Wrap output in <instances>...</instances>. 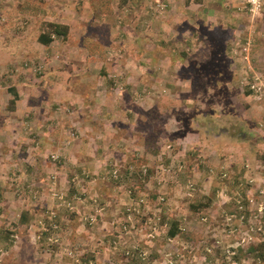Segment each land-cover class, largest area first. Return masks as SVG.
I'll use <instances>...</instances> for the list:
<instances>
[{
    "label": "rangeland",
    "instance_id": "rangeland-1",
    "mask_svg": "<svg viewBox=\"0 0 264 264\" xmlns=\"http://www.w3.org/2000/svg\"><path fill=\"white\" fill-rule=\"evenodd\" d=\"M28 1L34 4L38 16L46 17L44 23L66 24L67 40H54L65 43L69 50L62 48L53 54L66 67L57 68L47 81L45 60L27 59L25 53L15 57V49L12 55H4L7 48L0 51L3 76H9L6 63L12 62L17 68L22 62L23 70L17 68V74L27 75L19 77L26 83L42 77L44 81L34 92L39 90L40 96L33 108L29 107L32 100L26 102L28 87H16L19 100L14 104L10 124L18 128L8 134L0 132V166L6 167L0 173L4 187L0 192V264H264L249 254L251 247L264 240V0H231L233 6L225 10L233 19L227 22L229 37L225 43L217 39L213 44L198 33L190 37L191 32L183 24H165L162 17L166 8L150 12L146 6H156L159 0H147L145 6L121 5L123 0H116L110 13L106 8L88 12L94 0H71L73 7L65 16L64 8L57 15L54 0ZM122 12L126 19L116 22ZM44 23L35 27V36ZM9 29L0 25L1 32ZM117 33L119 38L115 37ZM184 38L189 41L186 46ZM104 46H112L114 54ZM81 48L92 53L90 61L85 62ZM137 49L139 63L145 69L151 70L145 64L147 55L158 52L161 58L155 76L140 89L132 86L127 90L119 81L115 87L109 86L105 80L89 90L77 80L84 75L100 81L103 77H96L97 69L105 70L107 64H116L112 62L114 57ZM134 60L120 58L118 64H135ZM175 60L181 65L186 63L185 70L191 66L189 75L194 76L195 85L189 87L184 80L172 83L179 87L159 89V84L170 80L167 75L175 69L169 64ZM83 68L85 74L80 73ZM180 72L176 70L174 76ZM254 78L256 92L250 89ZM44 87H50L46 93L42 92ZM66 90L72 99L63 97ZM246 90L248 95L244 94ZM0 96L3 99L2 93ZM6 100H2L1 113ZM31 110L37 123H23L21 118ZM128 125L133 128L129 130ZM144 137L155 139L159 149L157 157L147 156L141 165ZM36 143L42 146L39 153L32 154L38 155L36 159L41 161L36 164L46 176L38 170V180H31L34 188L27 184L22 191V180L17 176L25 178V184L29 181L23 168L13 173L8 168L28 163ZM51 156L56 160L52 161ZM58 157L72 166L74 162L92 167L97 163L108 165L100 181L101 197L93 195V175L86 171L79 184L73 185L76 193L65 198L72 209L58 207L46 194L52 187L50 183H55L51 176L55 177L56 167L61 164ZM139 167L145 170V174L141 172L145 192L139 191L132 179ZM111 192L119 197L114 203L109 200ZM146 194L154 195V199L148 202ZM76 197L78 204L73 201ZM120 198L132 200L122 203ZM194 199L204 204L199 213L186 209ZM110 203L121 209L117 217L107 219V230L97 234L95 225L101 223V217L96 218ZM31 207L40 215L45 212L37 220L56 223L59 229L48 230L38 241H33L36 231H16L19 211ZM171 219L179 221V238L164 235ZM49 237L57 240L48 242ZM93 237L102 241L96 248L91 246L98 259L87 249L94 243ZM77 244H83L81 250Z\"/></svg>",
    "mask_w": 264,
    "mask_h": 264
},
{
    "label": "crops",
    "instance_id": "crops-1",
    "mask_svg": "<svg viewBox=\"0 0 264 264\" xmlns=\"http://www.w3.org/2000/svg\"><path fill=\"white\" fill-rule=\"evenodd\" d=\"M57 1H59V2L57 3ZM129 1L138 2V1H134V0H126L124 2H126L127 3L126 5H128V3H132ZM124 2L122 1L121 5L124 4ZM147 2H148L147 0H139L138 4H142L143 6H145ZM158 2L159 3L156 4V6H152L151 4H148L146 7L149 9L150 12H154V11L157 12V11H161L163 8H166V11L162 17L165 21V24L168 23L169 26H178L180 24H183L186 27V29L191 32V33H188V35L191 34L190 37H192L193 35L198 33L202 36L203 39L206 38L209 41V44H213L214 43L213 41L217 40V39L223 40L225 43L226 38L229 37L227 35L230 34L229 32L231 30L229 29V32H227L228 31L227 30L228 29L227 22H229V19L230 20H233V19L231 18L228 11L231 9L230 7L233 6L232 2L234 3V1H231V0H200V1L199 0H184L183 1L182 0V2L179 3V2H176L175 0H159ZM33 5L34 4L28 0H25L23 2H22V0L21 1L20 0H2V2L0 3V25L2 26L3 24H5L6 27H8L10 29H9V31H3V32L0 31V51L2 48L4 50L7 48L6 53L4 55H12L11 51L15 49L13 52L15 57H20V55L23 56V53H25L26 54L25 56H27V59H29V58H41V59L45 60L46 67L44 66V68H46V73H47L46 77H48V78L44 79V81H47L50 78L54 77L55 71L57 70V68L59 69L61 66L63 68L66 67L65 63H63V61L61 59L56 61L55 55H53V54H56L57 50H59V49L61 50L62 48L65 52H68L69 48H67V45L65 43L62 44L60 42L61 44H57L54 40L55 39L54 37L52 39V43L49 44L47 47L38 45L34 41L35 40V35H34L35 27L41 23H44L46 21V17L43 14H39V16H38L35 9L33 8ZM53 5H55V10L57 12V15L61 12L62 8H64V10H65L64 16L67 13V10L68 9L71 10V8L73 7V3L71 0H54ZM84 6H85V8H89L88 5H87V7H86V5H84ZM115 6H116V0H94L93 6L92 7L90 6V10L89 9H87V10H88V12L93 13V11H95L99 8H102V9L106 8L107 11L110 13L111 11L114 12L113 9L115 8ZM227 7L229 9L227 11V13L229 15H227L225 13V10L227 9ZM210 13H211V15H210ZM40 18H42V19H40ZM90 18L93 19L95 17L91 16ZM124 19H126V16L122 12V15L118 16V18H116V22H119V23L124 22ZM152 21L153 20L151 19V22ZM49 23L61 24V23H58L56 21L55 22H49ZM62 25H66V24H62ZM168 27H167V31H168ZM30 31H32V34H31L32 37L29 36V37L24 38V36H26L27 33H29ZM7 32L9 33L10 36L7 35ZM15 32L17 35L13 36V33H15ZM35 34H36V31H35ZM68 34H69V31L67 33L66 38H64L63 40H67ZM185 34H183V35H185ZM166 35H168V34H166ZM118 36L119 35L117 33L115 37L119 38ZM173 37L176 38L175 35H173ZM157 39H159V38H157ZM161 39H164V38H161ZM184 40H185V38H184ZM184 40H182V41H184ZM185 41L187 42L186 44L184 43L186 46L189 43V41L187 39ZM228 41H231V40H228ZM221 47H223V44H221ZM228 48H229V46H227V49ZM81 49H82V53H83L82 56L85 57V62L87 60L90 61L92 58V53L87 51L85 48H81ZM105 49L113 51L112 46H109L108 48H107V46H104V50ZM138 51L139 50L137 49V50H129L127 52H122V54H120L122 56H116L112 59V62H114V63L116 62V64H114V65L107 64L108 68H105V70L103 68L97 69L96 70L97 73H95L96 77H103V78H101L100 81H96L97 79H93V77H90V78L84 77V75L78 76L77 80L79 82H84L85 86H89V90H92L95 86L104 83L105 80L108 82L109 86L115 87L116 85H118V81H119L121 83L120 86L124 87L127 90H132V86H134L135 89H140L143 85H145V83L150 82L152 80V78L155 76L154 73L156 72V67H157L158 63L160 62L161 58H160V54H158V52H154L153 56L147 55L146 52H143L144 55L145 56L147 55V57H148L147 60L145 59V64L148 65L149 67H151V70H148V67H146V69H145V65L142 63H139V55L136 54V52H138ZM141 51H143V50H141ZM59 53H60V51H59ZM112 53L114 54V51ZM58 57H59V54H58ZM130 57L135 58V60H134L135 64H133V63L123 64V65H122V63L118 64V60L120 58L125 60V58H130ZM235 59L236 58L230 59V60L235 61ZM42 63L44 64L43 61H42ZM51 63H54V64H51ZM84 65H86V64L84 63ZM142 65H144V66H142ZM169 65L172 67V69H175L173 72L169 71V73L167 75L170 77V80H168V81L166 80L165 84H167L170 81V83H169L170 86L166 85V87H165V84H159L157 86V87H159V89H162L163 87L164 88L179 87L177 85L173 86L172 83L175 84V83H179V81H182L180 75H176V77L174 76V72H176V70H178V69L185 68L186 63L184 64L182 62V65H181V63H179L175 60L173 62V65H171V64H169ZM4 66H5V68H7V73L9 76H6V75L3 76L2 72L0 73V93L3 94V99L0 96V110L2 109L1 108L2 100L9 98V96L4 92V88L8 87L9 85L14 87V91L16 92V95H17V88L20 90V89H24V88L28 87L26 102L28 100L29 101L32 100V102H34L35 104L31 103V105L29 107L33 108L37 104V100L40 96L39 90H38L37 94H35L34 92L37 91L36 88L39 89V87L43 84V82H44L42 80L43 77L39 78L38 81H36L35 79H31V80L29 79L26 83L24 78H22V77H26L25 75H27V74H24V75L17 74V68H19L21 70L22 66H24V64L22 65V62H20L19 66L17 68H15V66H13L12 62H8ZM81 70H82L80 72L81 74L86 73V70L84 68ZM135 71H136V75H134ZM80 73H78V75ZM102 73H105V75H103ZM19 76H22V77H19ZM32 76H34V75L32 74ZM74 78H75V76H74ZM145 78H147V80H145ZM91 80H93V81H91ZM186 81H189V80L186 79ZM46 86H47V83H46ZM48 88H50V87H48ZM48 88L44 87L42 92L46 93ZM67 93H68V90H66V93L63 97L68 98V99H72V94L69 93V95L67 96L66 95ZM129 95H130V97H132L131 94H129ZM6 96H7V98H6ZM80 99L82 100V98H80ZM18 100H19V96H18ZM132 108H133V111L140 112L139 110L135 109L134 107H132ZM13 114L14 113H10L9 115H5L3 112L1 113V111H0V132L2 134H8V132L12 133L13 128H15V129L18 128V126H16L15 124H13V125L10 124V122L12 121L11 119L13 118V116H12ZM21 119H22L23 123H26V122L37 123V121H36L37 117L34 116V114L32 113V110L27 112L25 117H23ZM14 120H16V119H14ZM136 124H135V127H136ZM128 126H129V130L131 127L133 128L132 125L131 126L128 125ZM3 128L5 131L1 130ZM41 146H42L41 143L40 144L36 143L35 144V152H33L31 150L32 152L30 151V154L36 153V151L39 153L38 148ZM18 150H20V149H18ZM140 154L142 156V152H140ZM36 156L38 157V155L32 154V156H29L26 160V162H28V163H25V164L19 163V164H16L14 168L13 167L8 168V171L10 173L17 172V170L19 168H23L22 170L24 172L26 180H29V181L28 182L26 181V184H25V181H24L25 178L22 179L20 176H17L18 180H22L20 182V183H22V185L19 187L22 191H23V187L24 188L28 187L27 184H30L32 186L31 180H33V181L38 180V174H37L38 170L40 171V173L44 177L46 176V174L42 172L41 167L37 166V164H36L37 161H41V160L40 159L37 160ZM145 158H147V157H145ZM31 162H32V164H30ZM57 162H59L61 164L57 165V167H56L55 177L51 176V177L55 178V183H53V184L50 183V185L52 187H50L46 190V194L51 196L50 198L53 199L52 194H59V193L63 196L64 199L70 198L69 196L71 194L74 195L76 193L75 192L76 188H74L75 186H73V185L79 184L80 178L84 177V173L86 171H88L90 174L93 175L92 181H93V185L95 186V188H94L95 191H93V195H96V197L97 196L101 197L100 181L104 178L103 177L104 171L109 168L108 165H102L100 163H97L96 165H93V167H92L91 164L85 165L82 162L81 163L79 162L80 164L74 162L75 164H74V166H72V165H67L64 161H61V159H59V157L57 159ZM57 162H55V163H57ZM125 166H128V163L125 164ZM4 168H6V167L0 166V173H1V170ZM18 171L20 172V170H18ZM46 181H47V179H46ZM70 183H73V184H70ZM67 184H69V185L67 186ZM40 186H43V184H40ZM66 186H67V188H66ZM37 187H39V186H37ZM2 189H4V187H3V182H1V179H0V192L2 191ZM35 190H36V192H38L39 189H35ZM110 195H111L110 196L111 198L109 200H111L112 203L119 200V197L115 192H111ZM140 195L141 194H139L138 197ZM106 197L108 199V196H106ZM72 198L74 199V196ZM120 200H121V198H120ZM123 200L126 202V200L131 201L132 199L122 198V200H121L122 203H124ZM112 203H110V206H108L105 209V212H103L101 214V216H97L98 218H96V219H99V217H101V220H99L101 223L95 225V232L97 234H101L103 231L107 230V227H106L107 226L106 225L107 219L117 217L116 214L121 209V208L119 209V208L114 207L113 205H111ZM27 209H31V212H32V217H31L32 219H31L30 225L28 227V230H30V229L34 228L33 224L37 220V217H39L40 214L35 211L34 207L27 208ZM97 209H98V207H97ZM40 212L43 213L44 210H40ZM76 213H77V210H76ZM43 214H41L40 217H42ZM96 215H98V214H96ZM60 221H61V219H60ZM62 224H63V221H62ZM68 224H69V222H68ZM100 228H102L103 230H101ZM109 231H110V229H109ZM28 232H30V231H28ZM31 234H32V232H31ZM76 238H79L78 235ZM77 241H80V240H77ZM101 242L102 241H100L99 238H94V243L90 244L87 249L91 250L92 245H93V248H96L97 246L101 245ZM81 247H83V244H77V248L79 250H81L80 249ZM39 253H41L45 257V253L44 254L42 252H39ZM93 254L96 256V259H98V257H99L98 253L95 251H92V256H93ZM33 264H36V263H33Z\"/></svg>",
    "mask_w": 264,
    "mask_h": 264
},
{
    "label": "trees",
    "instance_id": "trees-1",
    "mask_svg": "<svg viewBox=\"0 0 264 264\" xmlns=\"http://www.w3.org/2000/svg\"><path fill=\"white\" fill-rule=\"evenodd\" d=\"M126 0H123V2ZM134 1H138V2H133V1H129L132 2L134 4H138L139 0H134ZM68 33V27L66 25H62V24H56V23H44L43 24V28L40 29V31H36V36H35V42L38 45L47 47L49 44L52 43V39L53 37H61L62 39L66 38ZM264 51V49H263ZM183 58H186L187 55L181 54ZM237 61V60H236ZM192 68L191 66L185 70V68L181 69L180 72V77L181 80H189L188 82V86L189 87H193L195 85L194 81V76L193 75H189L191 74ZM197 73V71H196ZM104 74V73H102ZM236 80V78H235ZM196 87V86H195ZM4 92L9 96V98H7L6 100V104L2 110V112L5 115H9L10 113H12L14 111V104L16 103V101H18V94L16 95V92L14 91V87L9 85L8 87L4 88ZM245 95H248L249 92L248 90H246V92H244ZM3 131V129H1ZM142 144V157H137L139 158V164L142 163V161L144 160L145 157L147 156H151V157H157L158 154V149L159 146L157 145V143H155V139L153 140L151 139H147V138H143V141L141 142ZM264 157V155H263ZM142 165V164H141ZM136 167V166H135ZM141 168L139 167V170H137V172L133 171L132 173V179L133 182H137L138 184V188L139 191L145 192V187H144V180L143 177L141 175L142 170H140ZM131 179V180H132ZM133 190H135L133 188ZM141 193V192H140ZM147 200L152 201L154 199V195L152 194H146ZM195 198H197V195L195 196ZM203 199V198H201ZM204 206V204H202L198 199H194L191 200L189 203H187L186 209L193 212V213H199L200 210L202 209V207ZM204 208V207H203ZM32 217V212L31 209H25V210H21L19 212V216L18 219L16 220L15 223V229L16 231L18 230H27L30 222H31V218ZM162 217V216H161ZM178 220L176 219H171L167 221V226H166V230H165V237L167 238H179L180 237V232L177 230L178 228ZM4 235L6 236V233L4 232ZM251 250L249 251V254L252 255V257L254 259H256L257 261H261L264 262V240H262L261 242H259L258 244H256L254 247L250 248ZM241 250H238V253H241Z\"/></svg>",
    "mask_w": 264,
    "mask_h": 264
},
{
    "label": "built area",
    "instance_id": "built-area-1",
    "mask_svg": "<svg viewBox=\"0 0 264 264\" xmlns=\"http://www.w3.org/2000/svg\"><path fill=\"white\" fill-rule=\"evenodd\" d=\"M256 79L257 78H254V81H253L252 85L250 86V89L253 90L254 92H256V89H257L256 88L257 83H255ZM51 160L52 161L56 160V157L51 156ZM160 171H162V168ZM114 174H115V172H113V177L115 176ZM142 174H145L144 168L142 169ZM52 197L57 202L58 207H65L67 209H72V204L69 201L65 200L60 193L59 194H52ZM159 200L162 201V198L159 197ZM73 201L74 202L76 201L75 204L80 203V200L77 197ZM33 226H34V228L31 229L32 234H34L36 231V233L33 236V241H38L40 239V236H42L48 230L57 231V229H59V226L56 223L55 224L54 223L47 224V222H45L44 220H41V219L36 220L34 222ZM55 240H57V239L51 238V237L47 238V241L51 242V243H53V241H55ZM70 254H71L70 252L66 253V255H70Z\"/></svg>",
    "mask_w": 264,
    "mask_h": 264
}]
</instances>
